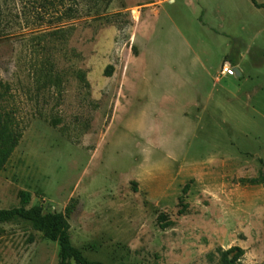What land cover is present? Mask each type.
I'll return each mask as SVG.
<instances>
[{
    "label": "rangeland",
    "instance_id": "rangeland-1",
    "mask_svg": "<svg viewBox=\"0 0 264 264\" xmlns=\"http://www.w3.org/2000/svg\"><path fill=\"white\" fill-rule=\"evenodd\" d=\"M224 62L240 75L216 79ZM0 93L20 135L0 210L62 213L104 264H220L234 246L264 264V8L0 0ZM58 249L31 220L0 223V264Z\"/></svg>",
    "mask_w": 264,
    "mask_h": 264
},
{
    "label": "trees",
    "instance_id": "trees-1",
    "mask_svg": "<svg viewBox=\"0 0 264 264\" xmlns=\"http://www.w3.org/2000/svg\"><path fill=\"white\" fill-rule=\"evenodd\" d=\"M250 1L256 7L264 8V4H257L255 0ZM1 100L2 94L0 93V107ZM11 118L8 112L0 110V171L4 167L20 137ZM253 180L255 179H251L250 181ZM28 201L29 197L25 195L23 203L26 204ZM16 216L31 220L45 231L49 239L58 242L57 264H69L70 261H73L74 264H104L101 261L86 258L81 250L71 243L68 233L69 223L62 213L52 212L43 214L39 206L1 209L0 223ZM219 254L220 264H238L243 250L234 246L226 250H219Z\"/></svg>",
    "mask_w": 264,
    "mask_h": 264
},
{
    "label": "built area",
    "instance_id": "built-area-1",
    "mask_svg": "<svg viewBox=\"0 0 264 264\" xmlns=\"http://www.w3.org/2000/svg\"><path fill=\"white\" fill-rule=\"evenodd\" d=\"M219 73L221 75H226V76H235L236 68L231 64H229L228 62H224L220 66Z\"/></svg>",
    "mask_w": 264,
    "mask_h": 264
},
{
    "label": "crops",
    "instance_id": "crops-1",
    "mask_svg": "<svg viewBox=\"0 0 264 264\" xmlns=\"http://www.w3.org/2000/svg\"><path fill=\"white\" fill-rule=\"evenodd\" d=\"M229 63V62H228ZM236 68V67H235ZM236 75L235 76H226V75H221L220 73H219V71H218V73H217V75L218 76H216V79H219V81L221 80V79H229V78H237L238 77V75H240V71H238L237 69H236ZM230 81V80H229Z\"/></svg>",
    "mask_w": 264,
    "mask_h": 264
},
{
    "label": "water",
    "instance_id": "water-1",
    "mask_svg": "<svg viewBox=\"0 0 264 264\" xmlns=\"http://www.w3.org/2000/svg\"><path fill=\"white\" fill-rule=\"evenodd\" d=\"M237 73V72H236Z\"/></svg>",
    "mask_w": 264,
    "mask_h": 264
}]
</instances>
